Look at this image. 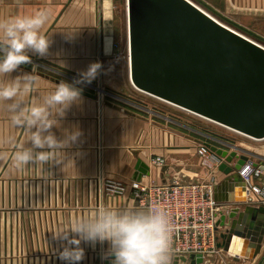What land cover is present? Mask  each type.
Returning <instances> with one entry per match:
<instances>
[{"label":"crops","instance_id":"0c3cea01","mask_svg":"<svg viewBox=\"0 0 264 264\" xmlns=\"http://www.w3.org/2000/svg\"><path fill=\"white\" fill-rule=\"evenodd\" d=\"M199 1L228 24L264 39V0ZM42 9L48 12L42 29L51 42L48 54L40 57L29 51L32 62L4 79L25 73L36 76V89L28 98L31 101L53 92L61 81L73 83L93 62H101L103 68L91 84L77 85L95 97L82 93L81 101L67 111L60 127L52 129L60 139L64 129L78 127L82 132L79 141L65 149L61 165L17 169L13 162L16 145L31 146L28 133L13 127L11 114L0 107V264H66L58 259L64 242L53 239L61 225L102 206L137 208L131 191L124 196L101 197V178L145 183L170 182L180 172L190 180L204 175L196 152L199 139L181 121L153 110L127 108L107 93L101 74L121 53L107 27L112 0H0V19L32 15ZM235 145L264 163V151ZM157 156L166 158L163 166L153 164ZM139 160L148 166H143V172L137 169ZM219 177L221 181L225 176L220 173ZM225 194L238 197L240 186L233 184ZM81 246L85 258L80 264H94L96 254L108 248L107 242L95 248ZM256 260L227 258L229 264H255Z\"/></svg>","mask_w":264,"mask_h":264},{"label":"water","instance_id":"95a60500","mask_svg":"<svg viewBox=\"0 0 264 264\" xmlns=\"http://www.w3.org/2000/svg\"><path fill=\"white\" fill-rule=\"evenodd\" d=\"M126 12L129 77L136 89L245 137L264 140L263 44L193 0H126ZM205 144L224 157L219 170L225 177L215 186V199L234 203L217 220V247L236 261L257 259L255 264H264V205L242 204L246 186L239 169L249 155ZM143 166L148 167L139 160L137 169L143 172ZM233 184L240 186L238 197L225 194ZM101 256L96 254L94 264H110ZM189 259V264L203 263L201 254Z\"/></svg>","mask_w":264,"mask_h":264},{"label":"clouds","instance_id":"9594fccd","mask_svg":"<svg viewBox=\"0 0 264 264\" xmlns=\"http://www.w3.org/2000/svg\"><path fill=\"white\" fill-rule=\"evenodd\" d=\"M47 20L48 12L44 9L32 15L0 19V107L11 114L13 127L28 133L31 145H16L13 162L17 169L64 163L65 149L75 145L82 132L78 127L64 129L60 139L52 129L59 128L67 111L81 101L82 88L77 85L91 84L103 68L101 62H93L73 83L61 81L53 92L29 101L36 89V76L25 73L14 79L4 77L32 62L29 51L40 57L48 54L51 42L42 32ZM174 231L171 214L159 204L125 209L102 206L89 215L69 219L53 233V239L64 242L58 259L66 264H80L84 260L82 243L95 248L105 242L108 248L101 259H110V264H172Z\"/></svg>","mask_w":264,"mask_h":264},{"label":"built area","instance_id":"2783aa9c","mask_svg":"<svg viewBox=\"0 0 264 264\" xmlns=\"http://www.w3.org/2000/svg\"><path fill=\"white\" fill-rule=\"evenodd\" d=\"M193 1L220 21L235 28L212 13L199 0ZM232 149L241 151L236 145H231L228 150ZM196 152L199 165L204 169V175L201 178L184 179V172L176 174L170 182L150 180L145 183L140 181L128 183L119 178L106 177L100 179L99 193L101 197L124 196L131 191L137 202V208L141 206L146 208L154 204L165 207L175 225L171 242L172 264L175 258H178L177 264H189L191 254H201L202 264H229L227 258L232 255L217 247V220L221 213L227 212L234 206V203L220 202L215 199V186L220 181L221 173L219 165L224 161V157L213 152L204 142L199 143ZM241 152L249 155V160L245 161L239 169V174L246 186L245 201L242 204L264 205V168L261 167L264 163L253 160L252 152L243 150ZM152 162L157 166H163L166 158L157 156L152 159ZM182 256H185L187 260H181Z\"/></svg>","mask_w":264,"mask_h":264},{"label":"rangeland","instance_id":"374dc122","mask_svg":"<svg viewBox=\"0 0 264 264\" xmlns=\"http://www.w3.org/2000/svg\"><path fill=\"white\" fill-rule=\"evenodd\" d=\"M112 19L107 24L111 35L113 36L114 46L120 50V59L113 62L103 71L101 77L106 81L105 87L110 97L131 109L153 110L160 115L169 116L175 120L181 121L187 129L191 130L193 137L199 139V142L211 143L225 149L231 145L242 143L243 145L253 146L259 151H264V140H250L236 132H233L214 122L185 111L172 104L164 102L146 93L136 89L129 77V67L127 59V12L126 0H112ZM251 38L264 44V39L259 37ZM218 143V144H217Z\"/></svg>","mask_w":264,"mask_h":264},{"label":"trees","instance_id":"16d2710c","mask_svg":"<svg viewBox=\"0 0 264 264\" xmlns=\"http://www.w3.org/2000/svg\"><path fill=\"white\" fill-rule=\"evenodd\" d=\"M218 144V143H217Z\"/></svg>","mask_w":264,"mask_h":264}]
</instances>
